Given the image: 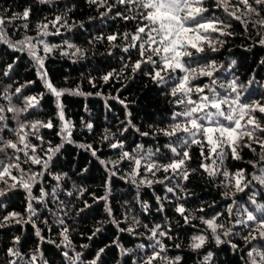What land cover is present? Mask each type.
I'll return each mask as SVG.
<instances>
[{"label":"trees","instance_id":"trees-1","mask_svg":"<svg viewBox=\"0 0 264 264\" xmlns=\"http://www.w3.org/2000/svg\"><path fill=\"white\" fill-rule=\"evenodd\" d=\"M234 4L236 0H230L229 10ZM108 5H114L111 12H107V5L100 7L90 4L88 0H50L48 3L42 0H0V17L8 21L4 25L8 41L14 43L25 37L33 38L37 55L44 58L48 79L58 90L64 91L59 103L71 127V136L66 139L60 131L64 121L58 116L57 98L38 77L36 61L29 52L16 50L0 40V106L5 107L3 115L7 118L4 122L7 127L0 132V136L15 141L16 137L10 129L17 127V120L13 113L7 111V107L11 105L23 109L27 97L36 96V106L20 112L19 121L51 120L53 128H40L36 136L29 135V142L37 146L36 155L45 159V151L49 147L62 145L50 161L48 170L38 177L39 182L33 186L34 197H40L41 188L48 193L43 200L32 201L35 215L26 211L28 196L18 181L8 176L4 177L7 185L0 181V189L6 193L0 196V221L13 211L22 214L21 223L9 220L7 227L0 228V264H11L12 261L15 264H28L32 255H36L37 259L31 264H44L45 261L48 264H69L63 255L65 251L71 257L80 254L76 264H87L101 248L104 252L100 254L97 264H141L152 255L155 240L166 246L161 256L168 257L169 261L179 257L178 264H248L247 251L260 242L257 240L246 244L243 237L249 229L235 223L237 219H244L243 216L237 217L236 211L241 206L254 210L249 200L253 195L257 203L264 204V185L253 180L254 175H264L260 146L245 136L237 147L241 159H233L230 149L225 147L221 162L214 154L209 157L207 145H204V156H201V145L179 146L178 137H183L184 133L173 137L163 135L160 129L169 128L174 123L173 113L182 110V106L173 103L174 97L170 95L175 81L170 80L165 84L154 81L149 75L154 72V67L149 63H142L140 69L132 71L140 56L135 48L124 51L131 37L124 39L122 34L135 33L139 19L123 20L115 15L117 11L133 15L135 9L128 11L125 6L116 4L115 0H108ZM204 7L208 11L203 15L209 21L215 19L231 25L226 31L232 35L211 33L218 50L212 51L205 43V51L200 54L194 52L193 59L200 64L215 61L218 68L214 74L215 87L220 96L230 91L227 86L235 80L237 85L242 86L238 89L242 94L241 103L259 101L264 104V45L259 43L264 29L253 27L250 23L246 30L240 21L218 7L216 0H205ZM240 7L242 9L243 5ZM257 7L260 15L264 16V7ZM25 9L30 10L27 19L22 18ZM106 12V15H102ZM13 16L17 18L11 19ZM58 16L62 19L53 27L50 22ZM247 19L258 17L250 15ZM41 24H48L49 35H38L37 26ZM113 34L117 35V40L109 42L107 37ZM39 41L56 47L51 53H45ZM136 43L139 44V41ZM76 49H80L82 54L74 55ZM64 52L68 54L64 55ZM10 64L11 70L8 69ZM5 71H8L7 76L4 75ZM109 73L112 75L106 82L103 77ZM192 83L204 85L210 84V80L198 77ZM17 88H21L20 93H16ZM5 92L11 97L10 101L4 98ZM205 94H208L207 89ZM193 99H196L195 93ZM255 115L264 124V116L258 111ZM88 124L92 125L91 129L87 127ZM258 135L264 136V133ZM37 136L41 139H37ZM200 139L203 140V137ZM115 142H122L123 148L111 147ZM248 143H252L255 151L243 147ZM169 144L177 147L181 153L185 150L189 152L191 158L185 165L190 173L189 178L183 180L171 171L165 173L162 170L153 176L141 167V175L133 183V165L128 160L122 161L121 153H135L139 145L142 151L137 153L138 157L151 150L154 153L152 159L163 164L181 158L169 150ZM88 145H91L90 149ZM6 152L8 157L14 155L12 149ZM15 155L20 156L21 167L26 173L41 171L40 165L24 163L23 153ZM0 160H4L5 164L15 162L6 159L4 153H0ZM201 164L210 165L217 170V174L209 176ZM239 170L244 171V183L251 181L243 192H237L232 181V175ZM11 171L12 175L20 177L21 173L16 169ZM225 171L230 174L228 177L223 175ZM57 176L61 179L57 180ZM141 179L151 180V186L146 182L140 183ZM13 183L16 187L9 189ZM167 188H173V192H168ZM53 189L55 196L52 195ZM224 192L230 196L225 198ZM105 196L106 200L97 199ZM157 197L160 198L159 202ZM180 205L186 209L185 215L191 217L189 224L176 211ZM109 208L111 215L107 211ZM229 209H232L231 213ZM29 217L31 222L24 223L23 220ZM201 218L215 219L217 224L224 225V229L218 230L224 243L215 242ZM60 220L64 221L63 225L59 223ZM113 220L119 222L118 227ZM157 225L160 226L157 237L149 239L151 230ZM64 227L68 229L70 248L64 246L67 243L62 235ZM37 228L44 238L42 241L36 236ZM97 228L99 232H96ZM128 228L135 231H119ZM228 229L232 234L223 236V231ZM160 231L167 235L160 236ZM199 234L206 235L207 242L202 248L193 250L190 247L191 238ZM232 245L237 247L233 248ZM9 248L19 255H9ZM126 249L131 251L125 254ZM152 264L169 262L157 258Z\"/></svg>","mask_w":264,"mask_h":264},{"label":"snow or ice","instance_id":"snow-or-ice-1","mask_svg":"<svg viewBox=\"0 0 264 264\" xmlns=\"http://www.w3.org/2000/svg\"><path fill=\"white\" fill-rule=\"evenodd\" d=\"M42 2L48 3L50 0H42ZM90 4H98L100 7H105L107 5V12L113 10L114 5H108V0H88ZM116 4L123 5L128 11L135 9L133 15H126L124 11H117L115 15L119 16L123 20H134L139 19L138 26L135 33H123L122 38L128 39L131 37L130 44L124 48V51H129L130 48H135L138 51L140 59L137 60L132 66V71L141 68L142 63H149L153 65L154 72L149 75L152 76V79L160 84H165L170 80H174L175 84L171 88L170 95L174 97L173 103L178 106H182L181 111L173 113L174 123L166 129H160V132L168 137L177 136L178 133H184L183 137H178L179 146L187 147L189 144L201 145V156H204V145L209 146V157L213 154L217 159L223 161L225 156L224 148L227 147L230 149L233 159H241L237 152V147L241 145L242 139L246 136L249 141L256 143L260 146L262 152L260 154V159L264 161V136H259V133H264V124L257 118L255 113L258 111L262 116H264V104H261L259 101H254L252 103H241V92L238 90L240 85H237L236 81L233 80L227 88L230 90L226 92L224 96H220L216 92V80L214 79V74L218 71L215 61H210L204 64H200L198 61L193 59L194 52L195 54H200L205 51L204 44L207 43L209 47L212 48V51H217L218 49L214 46V41L211 36V33L218 32L220 35H232L231 32L226 31L231 27L229 24H225L223 21H217L213 19L209 21L207 17L203 14L208 11L204 7L205 0H115ZM217 6L222 7L225 12L228 13L235 20L240 21L241 24L247 30L248 25L251 23L253 27H260L264 29V16L260 15L259 7H264V0H236V4L232 5V10H229L230 0H216ZM240 5H243L241 9ZM102 13V15H106ZM240 13L239 15L237 13ZM138 13V16H137ZM30 15V10L25 9L22 13V18L27 19ZM250 15H255L258 19L249 20L247 17ZM16 16H13L11 19H16ZM61 17H56L55 20L51 21L53 27H55L61 21ZM3 17H0V40H3L5 43H9L11 47L19 51L27 50L32 58L36 61L37 75L44 81V85L47 90L57 98V107H58V116L61 121H64V124L60 131L65 134V138L71 136V127L70 122L65 120L63 107L59 103V98L64 94V91L58 90L47 77V72L44 69V58L37 55L35 49L36 44L32 43L31 37H25L24 39L18 42H10L7 39V34L4 30V25L7 23ZM66 23V22H65ZM217 25H220L218 27ZM64 25H61L63 27ZM27 27V25H25ZM38 35H49L47 29L48 24H41L37 26ZM58 31V30H57ZM109 42L116 41L117 35H109L107 37ZM139 41V44L136 42ZM43 44V51L45 53H51L53 48L56 46H50L43 41H39ZM259 43L264 45V35L261 36ZM25 46L26 49H25ZM68 47H74L68 45ZM76 53L82 54L80 49H76ZM67 55V52L63 53ZM156 57V59H154ZM12 65H8V69L11 70ZM163 73V75H162ZM176 73H180L179 76ZM4 75H8V71L4 72ZM111 73L103 77L104 81H108L111 77ZM198 77H207L210 80V84H194L192 81H195ZM34 83V82H29ZM23 87V86H22ZM224 87V85H221ZM205 89L207 93L205 94ZM21 88L16 89V93H20ZM193 93L196 95V99H193ZM235 93L233 96L232 94ZM4 98L11 100V97L4 93ZM38 103V98L36 96L27 97L25 108L20 109L15 106L9 105L7 111L14 114V118L17 120V127L10 129L13 135L16 137L15 141L12 139H4L0 136V153L5 154V158L13 163L5 164L4 160H0V181H3L6 185L8 181L4 179L5 176H8L13 181H18L21 188L25 190L28 196V204L26 211L31 215H35V210L32 206L33 200H43L45 196L48 195L47 192L41 188L40 197H34L32 195L33 186L39 182L38 177L43 176V174L48 170L49 163L52 160L55 153L59 152L60 146L49 147L45 151V158H42L36 155L37 146L29 142V135L36 136L40 128L51 129L53 128V123L51 120L44 121H28L21 122L19 121L18 114L22 111H27L28 108H33ZM123 103V101H121ZM5 112V107L0 106V132H3L7 127L6 116L3 115ZM223 121V123L221 122ZM243 122V123H242ZM89 129L92 128L91 124H88ZM25 129H29L26 131ZM137 131H139L137 129ZM141 135L147 136L148 133H141ZM203 137V140L200 139ZM37 139H41L37 136ZM69 142H71L69 140ZM252 143L244 144L243 147H247L252 151H255L252 148ZM84 147V145H81ZM89 149L91 145L87 146ZM113 148H123L122 142H115L111 144ZM169 150L175 154L179 159H173L168 163H159L152 159L154 153L149 150L146 155L137 156V153L142 151V146H137L135 153H130L128 151H123L121 153V160H128L132 163V182L136 183V177L141 175V167H143L144 172L151 173L153 176L158 171H163L179 175L183 180L189 178L190 173L186 169V161L191 157L187 150L182 153L177 150V147L172 146L171 144L167 145ZM7 149L14 150V155L11 157L7 156ZM219 149V151H218ZM159 151V149H157ZM31 152V154H30ZM15 153H23L24 163H31L33 165H40L41 171L32 172L28 174L21 167L20 156L15 155ZM93 155L95 152L93 151ZM207 158V157H206ZM143 161V164H142ZM103 163V162H102ZM255 166V165H254ZM201 167L208 173L209 176H215L217 170L213 169L210 165L201 164ZM12 169H16L21 173L20 177L12 175ZM225 177H228L230 174L225 171L223 172ZM57 180H60L61 177L57 176ZM245 175L243 170L237 171L232 175V181H234V187L237 192H243L245 188L248 187V183H244ZM253 180L258 181L261 185H264V175L253 176ZM147 183L151 186V180L141 179L140 183ZM163 183V181H158ZM231 183V182H230ZM227 187V185H225ZM16 184L13 183L9 185V189L15 188ZM168 192H173V188H167ZM5 191L0 189V196L5 195ZM72 193H68L71 195ZM52 195L55 196V189L52 191ZM223 195L225 198H228L230 194L224 192ZM231 195H234L231 194ZM97 199L106 200L107 197H100ZM160 198L157 197L159 202ZM249 200L252 205H254V210L250 211L248 208L241 206L237 209V217L243 216L244 219H237L236 224H243L247 227L248 233L243 237L246 244H252L253 241H259V244H255L250 248L246 255L248 257V264H264V204L257 203L255 195L249 197ZM88 205L86 204V207ZM147 208V205H144ZM161 205V210H162ZM109 215H111V209H107ZM176 211L183 216L186 224L190 223L191 217L185 215L186 209L183 205H180L176 208ZM229 212H232V209H229ZM15 220L16 223L22 222V214L17 212H10L8 215L3 217V220L0 221V228L7 227V221ZM202 223L207 226V229H210L213 238L217 244L224 243L225 241L221 239V235L218 234L219 229H224L223 224H217L215 219H203L201 218ZM24 223L31 222L30 217L28 220H23ZM114 224L119 225L118 221L113 220ZM45 223H47L45 221ZM60 224H64L63 220L59 221ZM138 223V221H137ZM195 227V225H193ZM160 226L157 225L154 229L151 230V236L149 239H154L157 237L158 230ZM100 229L97 228L96 232H99ZM119 231H128L133 233L135 230L133 228L128 229H119ZM68 229L64 227L62 235L64 238L66 248L71 247V241L67 235ZM95 233H93L94 235ZM231 229L223 231V236L227 237L231 235ZM160 236H166L167 233L160 231ZM36 236L42 241L44 238L41 236V231L39 228L36 229ZM91 239V237H89ZM171 239V237H169ZM207 236L204 234L194 235L191 238L190 247L193 250H198L202 248L207 242ZM16 241H19V237L16 238ZM53 243V241H49ZM115 243V241H114ZM59 247V245H57ZM139 247L143 248V245ZM233 248H236L237 245H232ZM153 253L152 255L145 258L141 264H152L153 260L159 258L163 261H168L169 264H178L179 257L175 258V261H169V258L166 256H161V252L166 251V246H164L159 240H155L152 244ZM159 248L160 251H156ZM131 250H124L126 254ZM39 252V248L37 249ZM104 252V249L101 248L96 253V256L93 260L88 261L87 264H97V261L100 259V254ZM8 254L11 256H18L19 253L14 251L12 248L8 249ZM63 255L68 259L69 264H76V261L80 259V254L77 253L75 257L68 255V252L65 251ZM37 259L36 255H32L28 264H31L32 261ZM207 259V257H206ZM11 264H15V261H12ZM44 264H48L47 261ZM84 264V262H81Z\"/></svg>","mask_w":264,"mask_h":264}]
</instances>
